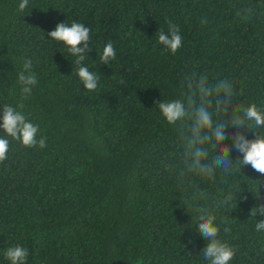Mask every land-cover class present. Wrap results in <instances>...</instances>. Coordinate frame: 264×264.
Masks as SVG:
<instances>
[{
	"label": "trees",
	"instance_id": "obj_1",
	"mask_svg": "<svg viewBox=\"0 0 264 264\" xmlns=\"http://www.w3.org/2000/svg\"><path fill=\"white\" fill-rule=\"evenodd\" d=\"M20 3L0 0V113L23 104L46 147L7 137L0 264H10L4 253L14 245L28 249L26 264H209L200 213L181 205L185 196L216 216L219 238L237 249L229 264H264V232L255 230L264 217L250 216L264 204V175L246 165L228 176L217 170L215 180L192 177L198 191L182 186L168 167L181 151L177 126L155 105L179 98L195 72L229 79L236 103L264 108V0H28L22 11ZM169 21L182 37L175 54L158 43ZM62 22L92 30L85 63L100 78L94 91L76 74V57L47 35ZM108 41L117 57L101 64ZM25 59L37 77L27 99L17 80ZM229 155L242 158L235 148ZM221 189L246 199L217 207Z\"/></svg>",
	"mask_w": 264,
	"mask_h": 264
},
{
	"label": "clouds",
	"instance_id": "obj_2",
	"mask_svg": "<svg viewBox=\"0 0 264 264\" xmlns=\"http://www.w3.org/2000/svg\"><path fill=\"white\" fill-rule=\"evenodd\" d=\"M28 4V0H21L19 9L22 11ZM207 23L206 18L201 20ZM91 28L83 23L72 22L70 25L58 23L54 30L47 35L54 41L63 43L68 52L76 57L78 65L76 74L87 91H94L98 87L99 76L89 70L85 63L87 53L91 51ZM158 43L170 50L173 54L182 46V37L179 27L169 21L167 31L161 29L158 32ZM117 57L116 50L111 41H108L101 53L99 62L109 64ZM31 59H25L22 70L18 73V83L23 99H27L33 88L37 85V77L32 70ZM233 83L225 78L210 82L206 75L197 76L195 72L187 73L181 83L180 97L157 101L160 114L169 125L177 126V134L181 144L178 155V163L169 165L175 172L182 186L191 187L198 191L192 177L198 176L215 180L217 170L225 176L242 171L243 167L250 165L257 173L264 175V132L258 129L264 128V108H259L255 103L244 105L233 100ZM227 97L232 103L230 108L225 102ZM23 104L14 107L10 104L2 106L0 113V129L5 136L0 137V163L7 159L10 141H19L25 147H46V137L37 139L40 131L39 125L34 124L23 112ZM214 116L216 119L214 120ZM224 117H228L225 119ZM252 130L254 139H248L244 129ZM231 135L229 136L230 130ZM231 138V147L225 143ZM235 148L242 154L240 159H230V151ZM210 149L214 155L210 156ZM260 184V181H258ZM236 190L223 193V198L217 201V207H229L234 200L242 197L237 196ZM184 208H194L200 213L197 232L208 241L202 250L203 258L209 264H229L234 258L237 249L220 237L221 227L216 223V216L198 208L195 196H185L180 200ZM180 206V205H178ZM252 217H264V204L254 206L250 210ZM222 224L228 225L227 219ZM257 232H264V219H257L255 224ZM225 233L231 232L230 226L223 227ZM5 259L10 264H26L29 251L21 245H14L6 249Z\"/></svg>",
	"mask_w": 264,
	"mask_h": 264
}]
</instances>
